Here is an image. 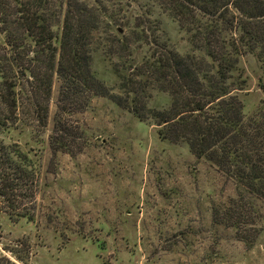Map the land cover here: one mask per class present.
I'll use <instances>...</instances> for the list:
<instances>
[{
	"label": "rangeland",
	"instance_id": "1",
	"mask_svg": "<svg viewBox=\"0 0 264 264\" xmlns=\"http://www.w3.org/2000/svg\"><path fill=\"white\" fill-rule=\"evenodd\" d=\"M106 5L110 35L92 43L91 68L108 90L120 93L116 69L130 53L119 57L110 39L126 34L121 21L135 5ZM151 18L159 20L170 48L202 54L161 7H152ZM131 46L140 58L145 46ZM237 72L246 76L248 113L263 98L255 59L242 57ZM21 96L18 124L0 133L35 164L26 189L11 200L0 197V252L14 264H264V210L243 233L214 219L213 208L234 196V184L184 143L161 139L156 124L77 82H53L45 127L35 119L41 100ZM168 102L167 93L150 91L148 105L164 108ZM50 134L63 144L60 150H52Z\"/></svg>",
	"mask_w": 264,
	"mask_h": 264
},
{
	"label": "trees",
	"instance_id": "2",
	"mask_svg": "<svg viewBox=\"0 0 264 264\" xmlns=\"http://www.w3.org/2000/svg\"><path fill=\"white\" fill-rule=\"evenodd\" d=\"M106 1L0 0V133L18 124L21 95L41 100L35 119L45 127L53 82H77L153 122L161 139L184 143L230 178L234 196L212 214L243 233L264 210V0H131L135 10L121 21L126 34L110 39L119 57L130 53L116 69L120 93L108 90L91 68L92 43L110 35ZM153 6L177 21L202 54L170 48L159 20L151 18ZM131 43L145 46L140 58L132 56ZM246 55L257 63L256 85L263 94L248 113L242 98L246 76L237 72ZM152 90L167 93L166 107L148 105ZM58 142L50 134L53 151L62 148ZM34 165L16 143L0 138V197L11 200L26 189ZM16 206L14 201L13 211ZM240 238L251 243L245 234ZM6 263L14 264L0 252V264Z\"/></svg>",
	"mask_w": 264,
	"mask_h": 264
}]
</instances>
